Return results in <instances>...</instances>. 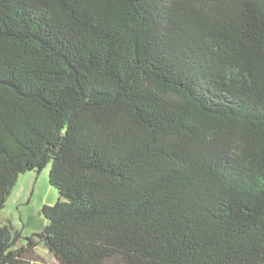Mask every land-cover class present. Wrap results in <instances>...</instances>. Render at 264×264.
<instances>
[{
  "label": "trees",
  "instance_id": "16d2710c",
  "mask_svg": "<svg viewBox=\"0 0 264 264\" xmlns=\"http://www.w3.org/2000/svg\"><path fill=\"white\" fill-rule=\"evenodd\" d=\"M47 167L0 264H264V0H0V210Z\"/></svg>",
  "mask_w": 264,
  "mask_h": 264
},
{
  "label": "rangeland",
  "instance_id": "374dc122",
  "mask_svg": "<svg viewBox=\"0 0 264 264\" xmlns=\"http://www.w3.org/2000/svg\"><path fill=\"white\" fill-rule=\"evenodd\" d=\"M50 167L42 172L21 175L5 208L0 210V224L11 223L23 237L38 233L48 224L43 208L56 203L59 194L49 181ZM25 238L20 243L25 244ZM50 261L54 258L48 255Z\"/></svg>",
  "mask_w": 264,
  "mask_h": 264
}]
</instances>
